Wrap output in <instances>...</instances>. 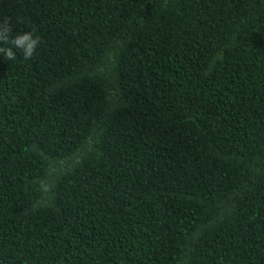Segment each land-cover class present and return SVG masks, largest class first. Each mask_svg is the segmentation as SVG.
Masks as SVG:
<instances>
[{
    "label": "trees",
    "instance_id": "trees-1",
    "mask_svg": "<svg viewBox=\"0 0 264 264\" xmlns=\"http://www.w3.org/2000/svg\"><path fill=\"white\" fill-rule=\"evenodd\" d=\"M5 28L40 44L0 53V264H264V0H0Z\"/></svg>",
    "mask_w": 264,
    "mask_h": 264
},
{
    "label": "clouds",
    "instance_id": "clouds-1",
    "mask_svg": "<svg viewBox=\"0 0 264 264\" xmlns=\"http://www.w3.org/2000/svg\"><path fill=\"white\" fill-rule=\"evenodd\" d=\"M10 31V28H5L0 33V43L12 45V47L0 46V53L3 54L4 59L14 60L16 58L14 48L23 52L25 60L31 59L40 44V37L34 36L31 32H24L16 35L14 38H10Z\"/></svg>",
    "mask_w": 264,
    "mask_h": 264
}]
</instances>
